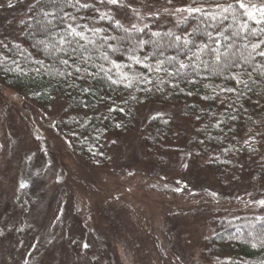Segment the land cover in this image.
Returning a JSON list of instances; mask_svg holds the SVG:
<instances>
[{
    "label": "rangeland",
    "instance_id": "rangeland-1",
    "mask_svg": "<svg viewBox=\"0 0 264 264\" xmlns=\"http://www.w3.org/2000/svg\"><path fill=\"white\" fill-rule=\"evenodd\" d=\"M39 1L0 0V44L21 41ZM70 1L89 10L72 24L90 26L97 16L167 32L190 16L177 9L200 7L190 0ZM65 108L63 100L43 108L0 81V264H214L235 257L234 243L215 240L221 223L264 218V173L249 165L258 122L244 127L239 146L224 149L231 167L220 172L212 165L219 156L202 138L192 144L198 120L178 106L140 107L130 132L110 138L104 162L77 153L75 134L60 127ZM157 116L173 124L159 151L147 141Z\"/></svg>",
    "mask_w": 264,
    "mask_h": 264
},
{
    "label": "trees",
    "instance_id": "trees-1",
    "mask_svg": "<svg viewBox=\"0 0 264 264\" xmlns=\"http://www.w3.org/2000/svg\"><path fill=\"white\" fill-rule=\"evenodd\" d=\"M184 1L187 0L171 3ZM190 1L216 19L193 13L177 32L154 30L153 26L143 31L125 29L97 16L90 17V26L76 25L71 20L87 14V10L70 0H41L32 7L30 18L23 25L21 41L0 44L1 84L46 109L63 100L68 117L60 127L75 134V150L80 156L100 154L103 162L110 138L130 132L137 110L151 102L178 106L185 117L198 120L200 125L192 135V144L202 138L204 149L219 156L212 165L220 172L231 167L228 158L221 155L224 149L232 151V142L239 146L244 127L258 122V141L249 144L254 147L249 165L264 173V56L258 55L264 51V44L255 51L251 48V44L264 40V34L254 35L251 29L259 31L264 24L249 20L241 9L237 8L234 19L231 12L222 13L216 7L235 0ZM45 12L50 15L46 17ZM245 22L248 31L240 27ZM72 29L82 31L86 38L75 36ZM175 36L193 43L184 46L182 41L174 40ZM62 37L71 43L61 45ZM203 45L207 48L201 50ZM214 48L221 53L229 51V57H222L217 63L210 51ZM172 56L177 60L169 63L167 58ZM62 60H68V64H62ZM158 61L164 63L158 65ZM181 61L195 65V71L189 67L177 72ZM113 99L117 103L114 106L109 104ZM172 131L170 117L153 118L149 123L148 148L159 151L163 141L172 139ZM251 134L254 135L252 131ZM241 150L250 149L247 146ZM215 240L234 243L235 257L213 259L214 264H264L262 218L221 223Z\"/></svg>",
    "mask_w": 264,
    "mask_h": 264
},
{
    "label": "snow or ice",
    "instance_id": "snow-or-ice-1",
    "mask_svg": "<svg viewBox=\"0 0 264 264\" xmlns=\"http://www.w3.org/2000/svg\"><path fill=\"white\" fill-rule=\"evenodd\" d=\"M105 0H101V3H104ZM195 2V0H194ZM77 3H79V0H77ZM107 3L109 4H114V5H118L120 3V0H107ZM169 3H171V0H169ZM83 7H87V5H82ZM217 8H219L221 10L222 13H228L231 12L233 15V18L235 19L236 17V12H237V8L243 10V15L246 16L249 20L254 21L256 24L260 25V24H264V4H261L259 6H257L256 4L252 3L251 0H248V2L246 3L245 0H235V3H230L227 6L221 5V4H217L216 5ZM177 11L180 12H187L189 15L193 14V13H201L202 15H207L210 16L211 19L215 20L216 16L211 14V13H205L204 10L201 7H188V8H183V9H177ZM44 15L47 17L48 15H50V13L45 12ZM222 19H227L226 16H223ZM117 26L119 27V21L116 22ZM71 27V26H70ZM241 28H243L245 31L249 30V26L248 24L245 22L243 24L240 25ZM138 31H143V29H138ZM251 31L253 32L254 35L257 34H264V28L260 29L259 31H257L256 29H251ZM72 34H74L77 37H80L81 39H85L86 37L84 36V33L81 32H76L75 29H72ZM154 36H159L160 33H153ZM166 35H172L171 33H168ZM175 41H182V44L184 46H187L189 44H192L193 41L190 39H183V37L181 36H175L174 37ZM89 43H95L92 40L88 41ZM216 43H220V41H215ZM40 43L44 44L45 41H40ZM59 43L65 44V43H71L70 41H66L65 38H61V40L59 41ZM264 44V40H261L259 43H253L251 44V48L255 51L257 49L260 48V45ZM56 46L53 45V48H55ZM231 45H228V48H230ZM245 47H247V45H245ZM203 48H207V45H203L201 50H203ZM62 50V49H61ZM210 51L214 54L215 57V61L217 63H219L221 61V58H227L229 57L230 53L229 51L225 50L224 52H220L219 49H210ZM195 55V54H194ZM258 55L260 56H264V51H259ZM105 58H107L105 56ZM168 62L171 63L172 61H176L177 57L176 56H172V57H168ZM189 60L192 59V57L188 58ZM197 59H199V57H197ZM137 63H140L139 60L136 61ZM62 64L67 65L68 64V60H62L61 61ZM158 65H162L164 63V61H158L157 62ZM119 67V66H117ZM145 67H150L149 65H145ZM189 67H192L193 70L195 71L196 66L195 65H190V64H185L184 62H179V68L177 70V72H179L180 70H184L187 69ZM157 70L159 71V67L157 68ZM176 73H169V75H175ZM129 87H131V81H129L128 84ZM259 203L264 206V200L259 201ZM264 219V218H262ZM85 247H87L85 245Z\"/></svg>",
    "mask_w": 264,
    "mask_h": 264
}]
</instances>
